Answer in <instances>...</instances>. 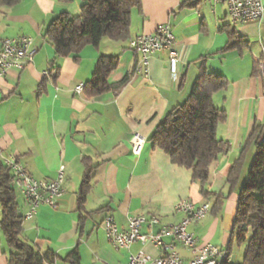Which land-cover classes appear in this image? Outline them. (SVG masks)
Returning <instances> with one entry per match:
<instances>
[{"label":"crops","instance_id":"1","mask_svg":"<svg viewBox=\"0 0 264 264\" xmlns=\"http://www.w3.org/2000/svg\"><path fill=\"white\" fill-rule=\"evenodd\" d=\"M81 8V0H22L17 6L0 8V39L29 37L38 48L23 71L11 70L0 81V159L3 162L5 157L16 156L36 180L44 182L54 180L60 167H65V193L58 207L42 206L33 219L24 220L22 238L43 257L55 254V264H68L64 259L75 248L82 264H127L131 255L140 251L158 258L161 251L151 244L116 249L106 239L101 224L112 215L118 227L127 230L131 217L155 215L160 218V224L153 228L156 234L162 226L182 221L184 215L175 209L180 201L196 205L209 202L212 208L213 200L203 196L192 171L174 165L151 142L159 122L190 97L204 59L211 72L229 82L213 101L227 112V121L218 126L217 136L229 143L231 150L211 167L207 187L211 193L227 192L233 163L255 124L264 123V78L254 73L258 61L264 59V16L260 22L233 27L226 6L213 0H141V7L132 10L130 40L153 34L159 25L170 23L180 59L178 75H174L169 51L155 54L150 61V78H144L135 72L140 55L129 49L130 40L104 38L98 49L88 46L78 59L74 55L56 58L55 48L44 38L46 26L61 13L79 16ZM229 26L248 42L247 48L225 51ZM104 56L120 58L109 83H119L130 74L129 82L121 90L98 98L77 95L75 88L92 79L99 58ZM53 67L59 73L47 79L44 72ZM183 76L185 84L180 88ZM135 133L146 139L139 156L132 153L130 145ZM254 154L252 149L247 155L239 186L222 210L216 214L211 209L202 221L189 227L200 245L229 249L234 264L243 258L233 238L238 193ZM86 160L95 169L85 205L90 216L81 234L78 193ZM16 193L24 216L29 205L19 191ZM141 232L147 234V226ZM165 241L176 246L185 262L193 258L190 249L170 238ZM10 253L0 230V264H8Z\"/></svg>","mask_w":264,"mask_h":264},{"label":"trees","instance_id":"2","mask_svg":"<svg viewBox=\"0 0 264 264\" xmlns=\"http://www.w3.org/2000/svg\"><path fill=\"white\" fill-rule=\"evenodd\" d=\"M21 1L0 0V8L14 7ZM81 1L79 16L61 13L46 26L44 38L55 48L57 59L73 55L78 59L86 47L98 49L104 38L115 42L130 40L132 10L141 7V0ZM226 31L229 42L225 51H241L247 48L248 42L238 36L231 26L227 27ZM119 62V57H100L92 79L85 84L84 95L98 98L108 92L121 90L129 82L130 74L116 84H110L108 81L110 75L118 68ZM254 73L260 75L259 63L255 66ZM184 84L185 76L181 78L180 88ZM228 86L229 82L224 76L211 72L206 59L201 60L199 76L190 97L159 122L151 142L155 149H160L169 156L174 165L192 171V178L201 186L203 196L213 200L212 211L216 214L222 210L225 200L238 188L246 157L252 149L254 150L247 180L238 193L239 208L234 221L233 238L239 247L244 248L243 258L237 264H264V123L255 124L239 157L233 163L227 177V192L207 191L211 167L220 156L228 154L231 150L230 144L217 136L218 126L227 121V112L216 107L213 101L214 95L226 90ZM43 90L41 88L40 93ZM85 167L78 193L81 234L90 216L85 211V205L92 188V172L95 169L87 160ZM12 182L9 168L0 159V230L11 250L8 264H55V254L48 253L43 257L23 240L24 219L20 214V205ZM64 261L68 264H82L78 248L72 250Z\"/></svg>","mask_w":264,"mask_h":264},{"label":"built area","instance_id":"3","mask_svg":"<svg viewBox=\"0 0 264 264\" xmlns=\"http://www.w3.org/2000/svg\"><path fill=\"white\" fill-rule=\"evenodd\" d=\"M191 3L195 0H182ZM215 4L225 5L228 9L230 25L235 27L249 22H260L264 16L263 0H213ZM175 36L170 23L159 25L153 34L139 35L129 42V49L140 55V60L135 72L144 78L149 77L151 58L162 51H169L171 72L178 75L180 64L179 54L174 50ZM38 53L34 39L29 37L0 39V81L5 79L11 70L23 71L33 61ZM259 70L264 78V59H260ZM59 69L53 67L44 72V76L52 78L57 76ZM85 84L75 88L77 95L84 93ZM2 91L0 88V99ZM146 143L145 137L140 133L133 134L131 138L132 153L139 156ZM3 163L9 168L13 177L12 186L19 191L29 205L24 214V220H31L42 206L56 209L58 200L63 197L65 179V167L61 166L54 180L49 182L36 180L16 156L3 158ZM176 212L183 214V219L178 224L162 226L158 233H153V228L160 224L158 216L131 217L128 229L121 230L114 217L108 215L102 222L101 228L105 232L106 239L118 250H130L136 243L141 245L151 244L161 251L158 258H153L143 251L131 255L127 264H233L232 253L227 248L213 246V244L200 245L196 236L189 231L192 224L202 221L211 211V204L206 202L196 205L191 201L177 203ZM143 226H147L149 232L142 233ZM167 238L179 243L184 248L193 252V258L185 262L173 243H167Z\"/></svg>","mask_w":264,"mask_h":264},{"label":"rangeland","instance_id":"4","mask_svg":"<svg viewBox=\"0 0 264 264\" xmlns=\"http://www.w3.org/2000/svg\"><path fill=\"white\" fill-rule=\"evenodd\" d=\"M240 250H241V254H243L244 248H240ZM240 250H237L238 251L237 253H240Z\"/></svg>","mask_w":264,"mask_h":264}]
</instances>
